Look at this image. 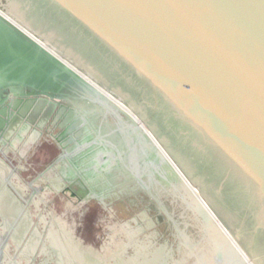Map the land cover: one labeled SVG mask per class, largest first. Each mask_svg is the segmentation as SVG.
Listing matches in <instances>:
<instances>
[{
    "label": "water",
    "instance_id": "obj_1",
    "mask_svg": "<svg viewBox=\"0 0 264 264\" xmlns=\"http://www.w3.org/2000/svg\"><path fill=\"white\" fill-rule=\"evenodd\" d=\"M0 11L130 109L234 243L168 167L211 244L207 252L185 249L187 258L264 264V0H0ZM14 44L0 37V116L27 99L77 108L88 102L83 93L98 106L91 114L111 110L55 59L35 54L31 43L18 42L14 55ZM32 57L52 69L35 81L30 67L21 74ZM10 201L18 203L1 185L0 227L17 242L24 231ZM163 247L166 264H183Z\"/></svg>",
    "mask_w": 264,
    "mask_h": 264
},
{
    "label": "flooded vegetation",
    "instance_id": "obj_2",
    "mask_svg": "<svg viewBox=\"0 0 264 264\" xmlns=\"http://www.w3.org/2000/svg\"><path fill=\"white\" fill-rule=\"evenodd\" d=\"M60 103L69 107H53L45 103V108L51 106L52 111L45 113V121L42 120L44 114L41 111L39 118L42 125H35L37 128L34 129L41 131L43 145L57 152L55 158L45 165L29 166V157L8 151L13 157L4 155V163L10 171L4 172L0 164V186L6 185L17 200L18 203L10 201V204L16 214V225H21L24 231V237L17 242L7 234L8 260L16 264H80L70 250L71 245L79 243L82 249L87 246L96 248L81 236L82 223L75 231L72 243L68 235L65 236L58 226L49 222L48 212L56 211L51 199L48 205L37 203V195L42 191L66 198L61 200L63 212L58 215L65 212L69 201L78 202L91 196L86 204V214L95 203L101 206L106 218L112 216V222L119 214L129 216V221L124 224L138 233L136 239L143 233L156 231L157 235L152 236L154 242L161 239L158 233L160 226H167L171 222V216L157 200L158 195L165 194L180 202L183 211L190 215L189 222L195 223L201 230L204 251H210L211 244L206 238L201 217L185 204L187 197L179 191L167 165L135 125L112 109L91 114L95 110L92 104L79 102L81 106L77 109L67 102ZM3 119L1 121L6 118ZM57 119H65V122L59 125ZM48 125L52 127L48 128ZM0 131L3 134L4 127ZM7 148L8 144L0 146L1 151ZM2 157L0 152V159ZM30 170L32 175L24 178L22 173ZM11 172L18 174L20 180L10 177ZM152 212L156 213L153 219ZM151 221L155 224L154 228L150 226ZM52 230L54 233L51 236ZM185 248L180 249L183 254Z\"/></svg>",
    "mask_w": 264,
    "mask_h": 264
},
{
    "label": "bare ground",
    "instance_id": "obj_3",
    "mask_svg": "<svg viewBox=\"0 0 264 264\" xmlns=\"http://www.w3.org/2000/svg\"><path fill=\"white\" fill-rule=\"evenodd\" d=\"M0 23L3 25L1 27L3 31L0 30V37L2 38V40L9 41V40L13 39V37L15 38V44L11 48V49H13V50H11V53L16 55L21 51L20 48H22V47L18 45V42L20 44L31 43L30 45H32V47L34 48L35 54L37 53L40 56L43 55L49 59H50V57H52V59H55L59 63V64L57 63L58 65H60L61 67L69 69L71 71V73L74 74L73 76L76 79H78L79 81H81L86 86L93 89L94 91H97V93H100L106 107H109L110 109L116 111L117 113H120L119 111H122V112L126 113L128 116H130V118H132L133 121L140 127L139 132L144 133L146 139L150 142L151 146L156 147L158 149V151L161 152L163 159H164V164L167 165V167H169L172 170L173 174L176 175L175 177L181 183L182 187L188 193H190L192 200L194 201V203H196L197 207L201 211L206 213L208 215V217H210V225L213 228H216V227L220 228L221 231L224 233V235H226V237L229 239V241L230 242L232 241L231 238L228 236V234L225 233V231H223V228L220 226V224L215 220V218L211 214V211L206 207L204 201H202V199L198 196L197 190L195 188L191 187L190 183L187 181V179L184 177V175H181L177 171V169L175 168L173 163L170 161V159L167 157V155L160 149L161 147H159L160 146L159 143H157L155 138L144 127V125L142 124L140 119H138V117L136 115H134L130 109H128L118 99H116L113 96H111L110 94L106 93L104 90L98 88V86L95 85L87 75L80 73L79 70H77L75 67L70 65L64 59H62L57 53H55L53 51V49L51 47L46 45V43L40 41L39 39H37L36 37L31 35V33H29V31H27L26 29L21 27L15 20L11 19L9 16L2 13L1 11H0ZM30 54L35 55L34 52H31ZM22 66H23L22 67L23 73L21 72V74H24V72H27L29 67L31 68V70L33 69V72H31L30 75H28L31 77L32 81L37 80V77L40 74L42 75L43 70L44 71L45 70L46 71L52 70L49 68L50 66L45 67L44 62L41 61L40 59H37V57H32V58L26 60ZM54 77H56V78H54ZM54 77L53 78L56 79V81H58L57 79H60V76H58L56 74ZM52 83L54 86H56L58 84V82L55 84H54V82H52ZM67 85H69V87L70 86L73 87V85L71 83H68ZM72 90L74 92L77 91L76 89H72ZM78 96L77 97L81 98V100H83V101L88 100V102H87L88 104H91V100H93V98L91 96H87V95L84 96V93L82 95H78ZM29 103H31V102L28 99L24 100L23 103H20L18 101L15 102V104H13L12 107H14L15 105H17V106L15 108H13L15 110L12 114H8L7 110H4V113H5L4 116L5 117H6V115L9 116V118H7L8 116L6 117V119H8V120L2 121L3 124H1L2 122L0 121V129L3 127L5 129V132L3 134H0V146L8 144V148L6 150H4V151L0 150V152L3 155V157L0 159V164H1V167H4V172L9 170L8 167L4 163V158H6L4 155H6V153L8 151L13 152L14 154H19L21 157H23L26 155L27 150L29 148H31V144H36V146H41L44 143L43 141H41V137H42V134L40 133L41 131H36L34 129L32 130L31 129L32 127L30 124L33 121L32 117L35 118L37 116V114H35L36 110H40V106H43V104L40 105L42 102L41 103L37 102L38 103L37 106H32V104H29ZM50 107L51 106H49V109H47L45 107L44 108H45V110L46 109L49 110L48 112L50 113V111H52L50 109ZM96 107H98V106H96ZM48 112H46V114ZM46 114L43 115L42 120H44V121L46 119L45 118ZM19 119H21V123L24 124L22 127H25V128H23V129H28L29 134L26 136V139H24L23 143L16 145L15 139H18V138L10 137L11 133L9 130L11 129V126H13V122H16ZM14 131L16 132L17 128H15ZM11 132H13V131H11ZM10 146H12V147H10ZM25 147H26V149H25ZM165 165H164V168H165ZM9 176L12 178H16L17 180H20V176L18 174H12V172H11V174ZM29 186H27V187H29ZM49 193L50 192H48V191H46V192L42 191L41 194L37 195V199H38L37 203L41 202L42 204L48 205L50 203V199L48 197L50 195ZM89 198H91V196ZM89 198L88 197L82 198L78 202H74V200L69 201L65 212L61 215L56 214L54 211H50L47 214L49 222L51 224L58 226V228L63 232V234L65 236L68 235V237H70V241H72L74 239V233L78 228H80L81 223H82L81 220H83V218L85 217L86 204H87ZM37 203H35V204H37ZM106 219H108L106 226H105L107 241L101 242V247L98 250H94L91 247L90 248L85 247L82 249V248H80L79 243H76V244L74 243L75 244L74 246L71 245L72 247L70 248V250L73 253L76 260H80V262H81L80 264H82V263L83 264H104V263L105 264H112V263L115 264V262H117V261L118 262L124 261V259L127 257V252H128L127 250L129 248H132V241H133V238H135L134 237L135 235H133V234H135L134 231L127 224L119 225V224L113 223L111 221L112 216L110 215L109 217L106 218L104 216L103 212L98 215V217L95 219L94 224L95 225H104V222L106 221ZM128 227H129V229H128ZM53 233H54V231L51 233V236L53 235ZM6 238H7V232L0 227V264H16V263H12L11 260H8V255H7L8 245L6 242ZM130 238H131V240H130ZM75 241H77V239ZM73 242L74 241H72V243ZM232 244H234L233 241H232ZM77 248H79L80 250L76 251ZM159 251H161V253L158 252V249H155L156 257H154L152 259L151 264H152V262H154L155 264H158V262H157L158 253L161 254V256H159L161 263H159V264H166L167 263V261L170 257L168 249L166 250L163 247V248H160ZM87 260L89 262H87Z\"/></svg>",
    "mask_w": 264,
    "mask_h": 264
},
{
    "label": "rangeland",
    "instance_id": "obj_4",
    "mask_svg": "<svg viewBox=\"0 0 264 264\" xmlns=\"http://www.w3.org/2000/svg\"><path fill=\"white\" fill-rule=\"evenodd\" d=\"M30 98L33 99L34 97H29V99ZM33 101L34 100H30L31 103H29V104H32V106H37L38 104L37 102L39 103L42 102L40 105L43 104V106H40V110H36L35 114H37V116L35 118L32 117L33 121L32 123H30L33 129H36L37 125L39 124L42 125L41 119L39 118L40 112L43 111L42 114H45L46 112L49 111L47 110L49 109V106L46 107L47 108L46 109L47 111H46L44 109L45 103L43 101H34V102ZM16 106L17 105H15L14 108ZM77 106H81L79 102ZM0 118H1L0 121L4 120L3 119L4 116H0ZM36 119L39 120L40 122L39 121L35 122ZM57 122L59 123V125H61L65 122V119L63 121L57 119ZM34 123H37V124H34ZM1 124H3V122ZM21 124H22L21 119H19L16 122H13V126H11V129L9 130L11 133L10 134L11 136H13L14 138H18V139H15L16 145L23 143L24 139H26V136L29 134L28 129H23L25 128V127H22L24 124L22 125ZM51 127H52L51 125H48V128H51ZM15 128H17L16 132L14 131ZM6 155L8 158L13 157L12 154L8 152L6 153ZM56 155H57V152H54L50 146L43 145L39 147V146H36V144H31V148H29L26 152V156L30 158L27 164L29 166L30 164L34 166L45 165L51 162L52 159L55 158ZM29 174L32 175V170H30L27 173L23 172L22 176L25 178ZM48 197L49 199H51V203L54 204L53 208L55 209L56 213L57 214L62 213L63 210L61 209L62 207L61 200L64 201L66 200V198L65 197H55L51 195H49ZM129 197L131 196L129 195ZM157 198H158L157 199L158 203H161L164 209L167 211V213L171 216V222L168 223L167 226L162 224L159 228L158 233H160L159 237L161 236L160 237L161 239L155 240L156 242H154V239L152 238V236L154 235V231H152V233L150 232L143 233L139 235L136 239V235H138V233L134 229L131 228L135 233L133 234L135 235L134 236L135 238H133V241H132V248H129L127 250L128 251L127 257L124 259V261L122 262L117 261L115 262V264H151L152 259L156 257L155 249H158V252L161 253L159 249L161 248L162 245L164 246L165 243H168V245L173 248L175 258L178 261L185 260L183 264H194L196 262L195 261L196 259H194L193 257L196 255L193 254L192 256L187 258L185 255L186 253L183 254L180 249L186 247L185 248L186 250L193 251V247L196 246L197 249L199 250V253L204 251L205 248H204V244L202 243L203 241L201 240L202 238L201 230L198 228L197 225H195V223H192L191 221L189 222L190 215L186 213V211H183L180 202L171 199L169 196L165 194L158 195ZM143 207L144 205L142 206V208ZM106 209L108 210L109 208L106 206ZM111 209L113 210V208ZM101 210H102L101 206H97L94 203V205H91L85 218H83V220L81 221L82 222V227L80 228L81 236L85 239V241H88V243L93 244L96 247V248H93L91 246H87V248L91 247L94 250H98L101 247V242L107 241L105 226H106L108 219H106V221L104 222V225L93 224L95 222V219L98 217V215L102 213ZM114 210L118 212L116 208ZM155 216H156V213L152 212L151 218L153 219L155 218ZM114 218L116 221H113V223H116V224L117 223L124 224L128 222L130 219L129 216H124L120 214ZM160 253H158V257H157L158 264L161 263V260L159 258V256H161ZM199 253L197 254L199 255ZM152 264H155V263L152 262Z\"/></svg>",
    "mask_w": 264,
    "mask_h": 264
}]
</instances>
